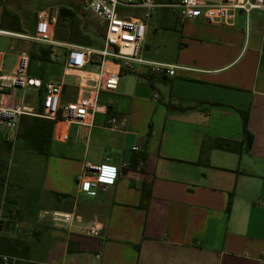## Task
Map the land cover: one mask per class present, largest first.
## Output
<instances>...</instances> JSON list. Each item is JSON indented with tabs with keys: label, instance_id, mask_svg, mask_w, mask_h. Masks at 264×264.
<instances>
[{
	"label": "crops",
	"instance_id": "1",
	"mask_svg": "<svg viewBox=\"0 0 264 264\" xmlns=\"http://www.w3.org/2000/svg\"><path fill=\"white\" fill-rule=\"evenodd\" d=\"M146 24L143 57L177 65L175 74L123 70L115 90L98 99L101 110L117 117L114 128L106 126V114L96 113L90 127L55 122L46 154L17 142L9 160L13 188L5 189L0 210V224L12 225L0 230V252L37 264H264L263 15L237 11L231 24H223L181 20L175 9L158 7ZM37 45L29 58L41 49L49 53ZM59 51L57 60H40L51 65L48 75L31 77L62 80L61 98L68 102L75 99L79 75L95 73L98 62L70 70L64 48ZM19 53L7 69L0 49V70L12 73ZM17 90L7 104L38 110L40 92L16 97ZM241 112L250 148H216L219 140H243ZM15 134L0 130L9 142ZM105 157L125 165L121 175L103 191L82 190L76 178L83 166ZM53 212L68 213L71 221H55ZM97 221L98 236L82 232Z\"/></svg>",
	"mask_w": 264,
	"mask_h": 264
},
{
	"label": "built area",
	"instance_id": "2",
	"mask_svg": "<svg viewBox=\"0 0 264 264\" xmlns=\"http://www.w3.org/2000/svg\"><path fill=\"white\" fill-rule=\"evenodd\" d=\"M84 9L99 19L104 30L102 46L99 49L79 44L56 41L51 31L52 20L46 12L37 15L34 30L30 34H19L4 31L0 35L11 34L34 42L49 49V56L54 59L55 48H64L65 65L74 71H84L87 64L93 61V55L99 57L98 70L95 73L79 75L76 96L72 101H62V80L48 79L42 81L27 75L29 56L27 52L19 53L12 73L0 70V130L17 132L19 119L22 115L37 116L54 120L55 122H74L80 126H92L96 113L106 114V126L114 128L118 119L110 115L107 109H100L99 95L102 91H113L117 79L123 70L146 71L154 75L172 77L175 74V64H169L143 57L142 45L146 34V21L152 11L158 7L175 9L180 19L195 18L213 23L231 24L237 11L246 16L252 11L263 15L264 33V0H175L161 2L159 0H78ZM127 9L140 10L141 15L124 13ZM113 67L107 70L106 65ZM32 93H41L40 110L27 105H9L5 98L12 95L16 89H24ZM66 138V136H64ZM137 147H132L135 150ZM105 157L104 163L98 165L85 164L76 178L81 189L95 194L105 190L107 184L117 179L125 165L116 167ZM55 221L68 223L70 214L53 212ZM102 229L101 222H94L82 230L90 236H98ZM99 259L100 255H95ZM27 260L4 252H0V264H25Z\"/></svg>",
	"mask_w": 264,
	"mask_h": 264
},
{
	"label": "rangeland",
	"instance_id": "3",
	"mask_svg": "<svg viewBox=\"0 0 264 264\" xmlns=\"http://www.w3.org/2000/svg\"><path fill=\"white\" fill-rule=\"evenodd\" d=\"M0 6H1L0 9L1 18H4L5 13H7L6 11L16 14L20 19L22 29H24V32L27 34H30L32 32L33 24L36 23L37 15L40 12H46L51 19L55 18V22H56V16L59 7H65L69 11L74 13L81 20L82 25L85 26L89 34H93L96 36L95 39L96 49H99L102 44L103 38L100 37V35H101V29L103 28L101 26L99 19H97L96 17H94L89 13H85L82 10V5L78 0H0ZM38 48H39L38 45L37 44L35 45L32 42L21 41V40L19 41L17 39H14L6 35L0 36V49L5 51V65L7 69L13 67L15 63L16 55L21 50H24L29 53ZM61 56H63L62 51L55 53L54 60H57V58H60ZM93 58L95 60L97 59V62L100 60V58L96 57V55H93ZM50 66L51 65H49L48 63L43 64L37 58H29V69L27 71V75L28 76L48 75L51 72ZM91 69L96 70L97 64ZM72 79L73 78H70V80ZM20 94L21 95L23 94L24 97L27 95L28 97L29 91L26 88L18 89L16 91V97H19ZM32 103H36V100H34V98L32 99ZM17 132L14 138L15 141L14 140L13 141L11 140L10 142L7 141L8 145H6V143L4 144L3 141L1 140L2 143L0 144V210L1 209L4 210L6 204L3 203V206L1 204L3 202V195L5 189L10 190L11 188H13L11 184L12 182L10 181H11V175H13L15 172L11 170V167L9 165V160L12 158L13 149L14 147L16 148L18 141H20L21 143L28 142V140L19 139L17 136ZM11 225L8 222L7 223L4 222L0 224V230L4 229L5 231H7L11 227ZM12 255H16V254H12Z\"/></svg>",
	"mask_w": 264,
	"mask_h": 264
},
{
	"label": "trees",
	"instance_id": "4",
	"mask_svg": "<svg viewBox=\"0 0 264 264\" xmlns=\"http://www.w3.org/2000/svg\"><path fill=\"white\" fill-rule=\"evenodd\" d=\"M1 22V27L3 29L15 32H22V27L20 25L19 17L6 11ZM54 37L57 40L68 41L76 43L83 46H95L96 36L89 34V32L82 25L81 20L71 11L65 7H59L56 16V22L54 25ZM100 37H104V30L101 29ZM48 51L41 49L39 53H32L31 58H37L41 61H49ZM172 109L177 106H169ZM187 109V108H186ZM40 110V106L38 107ZM110 113V111H107ZM243 118V140L241 141H229V140H219L216 141L214 146L218 149H224L231 152L240 153L242 149L248 150L251 146L252 135L247 130V114L241 112ZM55 121L41 118L37 116L22 115L19 119V126L17 136L19 139L28 140L32 148L39 154H46L48 151V146L51 141V132ZM3 143L8 145L7 140L0 138V144ZM141 160L144 159V155L140 156ZM6 196V194H5ZM149 198L148 188L145 186L142 189V199L147 200ZM229 206V202H228ZM25 264H37L34 262H27Z\"/></svg>",
	"mask_w": 264,
	"mask_h": 264
}]
</instances>
